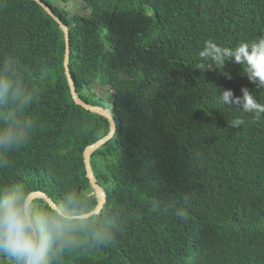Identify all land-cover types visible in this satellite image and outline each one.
<instances>
[{
    "label": "trees",
    "instance_id": "trees-1",
    "mask_svg": "<svg viewBox=\"0 0 264 264\" xmlns=\"http://www.w3.org/2000/svg\"><path fill=\"white\" fill-rule=\"evenodd\" d=\"M57 1L89 10L47 2L70 28L80 98L111 111L116 132L92 156L107 204L53 264H264V115L218 102L220 91L247 88L264 105V92L243 65L223 71L230 80L200 67L223 25L230 48L264 36V0ZM65 57L64 33L38 3L0 0V78L11 84L0 128L32 121L26 142L0 149V188L71 198L82 216L98 206L85 196L84 152L111 128L75 104ZM251 190L262 200L246 199ZM0 264L10 261L0 255Z\"/></svg>",
    "mask_w": 264,
    "mask_h": 264
},
{
    "label": "clouds",
    "instance_id": "clouds-1",
    "mask_svg": "<svg viewBox=\"0 0 264 264\" xmlns=\"http://www.w3.org/2000/svg\"><path fill=\"white\" fill-rule=\"evenodd\" d=\"M42 1L56 13L53 6L49 5L45 0ZM59 2L60 1H57L56 3L58 4ZM72 4L84 8V6L79 3L76 4L73 2ZM70 6L64 5L63 7H59H66L69 10ZM41 7L45 10L43 6ZM69 12L71 11L69 10ZM88 13L89 10L87 13L80 12V14ZM47 14L50 15L48 12ZM72 14L74 13L72 12ZM56 15L69 28L57 13ZM53 18L55 19V17ZM227 25L229 24L217 28L213 34L212 40L205 42L200 52L202 59L200 67L207 64H214L217 70L222 72L226 79L230 80L232 79L231 74L223 71L229 66H233L232 63L243 65L245 66V72L242 74L246 78L248 84L264 92V36H261L255 42H241L236 47L230 48L228 42H223V37L221 35V29ZM70 32L69 28L71 41ZM64 37L66 43L65 33ZM70 47L71 60V42ZM10 91V82L0 78V99L7 98ZM237 92L241 97H236L232 90L220 91L218 102L227 107L238 108L246 113L253 114L257 119L264 115V105L257 102L252 92L247 88L238 89ZM100 95L103 97L102 93ZM12 97L16 99V94L12 93ZM23 103L24 101H21V105H23ZM242 123L243 120L234 119L230 122V126L235 128L239 127ZM31 128L32 121H16L7 128H0V149L6 146H18L26 142ZM79 192L81 193L80 190ZM37 193L47 195L50 199H53L54 204H47L44 198L34 197ZM247 194L246 199L262 200L257 191L251 190V192ZM85 196L90 198L96 197V195L93 194V190L90 195ZM74 211L75 208L71 198H69L65 204H58L47 192H32L27 190L22 184H13L9 187L0 188V255L7 258L10 264H53L56 255L62 253L66 247L73 243V232L78 227H82L89 223V220L83 217V215H74Z\"/></svg>",
    "mask_w": 264,
    "mask_h": 264
},
{
    "label": "water",
    "instance_id": "water-1",
    "mask_svg": "<svg viewBox=\"0 0 264 264\" xmlns=\"http://www.w3.org/2000/svg\"><path fill=\"white\" fill-rule=\"evenodd\" d=\"M34 1H36L41 6H43L45 8V10L51 16L55 17V19L58 21V23L60 24L62 30L64 31V33L66 35L67 54H66V58H65V68H66V75H67L68 80H69V86L71 89L72 97H73L75 104L82 107L86 111L91 112L94 115L105 118L110 123L111 131H110L109 135H107L102 140L96 142L95 144L88 146L84 152L87 177L90 181L91 188L93 190V194H95L97 199H98L97 208L94 211H92L91 213L83 215V217H85L86 219H89L92 216L100 214L103 211V209L107 203V193L104 190V188L99 184V181L95 175L94 167L92 164V156L96 151H98L100 148H102L104 145H106L110 140H112V138L116 132L115 122L113 120V115L110 111H107V110L102 109V108L90 106L80 98V96L78 95L76 86H75V81L73 79V76H72V73L70 70V51H71L70 42L71 41H70V35H69V28L59 19V17L56 15V13L53 11V9H51L46 4H44L42 0H34ZM34 197H38V198H42V199L44 198V201H46L47 204H54L53 199H50L45 194L37 193Z\"/></svg>",
    "mask_w": 264,
    "mask_h": 264
},
{
    "label": "rangeland",
    "instance_id": "rangeland-1",
    "mask_svg": "<svg viewBox=\"0 0 264 264\" xmlns=\"http://www.w3.org/2000/svg\"><path fill=\"white\" fill-rule=\"evenodd\" d=\"M46 2L50 3V4H54L56 5V0H45ZM57 6H61L63 7L64 5L61 4V2H59L57 4ZM69 10L73 13H80V12H85L87 13L88 10H86L85 8H82V7H77L75 6L74 4H72L70 7H69ZM104 91V92H103ZM104 93V97H109V98H112L114 100V95H110L109 94V90L107 88H101L99 86H96V93L99 97H102L100 94L101 93Z\"/></svg>",
    "mask_w": 264,
    "mask_h": 264
}]
</instances>
